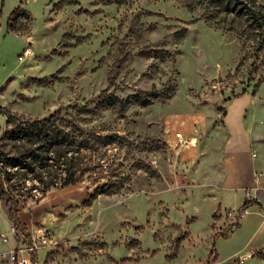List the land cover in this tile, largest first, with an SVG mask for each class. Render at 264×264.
Returning <instances> with one entry per match:
<instances>
[{
    "label": "rangeland",
    "instance_id": "1",
    "mask_svg": "<svg viewBox=\"0 0 264 264\" xmlns=\"http://www.w3.org/2000/svg\"><path fill=\"white\" fill-rule=\"evenodd\" d=\"M77 1L0 0V107L38 119L86 104L85 126L121 135L108 151L120 186L92 200L106 178L44 195L23 179L19 230L0 199V264H32L29 240L36 264L228 263L240 238L225 206L243 199L222 185L223 117L227 100L253 97L244 118L264 163V29L215 0ZM192 113L169 140L166 117ZM251 258L264 264V251Z\"/></svg>",
    "mask_w": 264,
    "mask_h": 264
},
{
    "label": "trees",
    "instance_id": "2",
    "mask_svg": "<svg viewBox=\"0 0 264 264\" xmlns=\"http://www.w3.org/2000/svg\"><path fill=\"white\" fill-rule=\"evenodd\" d=\"M190 2L185 0L186 6L190 7ZM215 2L217 6L222 4L226 9L233 6L239 15L252 19L257 28L264 29V9L256 6V0ZM19 11L24 13L16 8L12 14ZM86 106H72L71 108L77 109V115L64 114L63 109L59 108L49 116L38 119L20 118L0 107V114L6 117V131L0 138V199L6 198L8 217L15 231L24 224L17 215L20 201L17 197H24L27 193L25 187L21 186L23 179L37 182L40 187L34 188H39L42 195L50 188L76 184L86 175L93 182H97V178L107 179L97 186L90 199L93 200L99 194L110 195L117 192L120 186V162L112 158L108 151L113 145L121 146V135L116 132L101 133V130L85 126L89 120L80 114L85 113L83 108H87ZM255 204H258L256 200L245 198L241 208L247 209ZM231 225V229L238 227L239 221ZM28 244L30 261L36 264V249L31 246L30 240ZM263 251L264 248L259 250ZM211 254H214L213 248L210 250ZM216 256L215 254L214 258ZM126 260L124 258L119 262Z\"/></svg>",
    "mask_w": 264,
    "mask_h": 264
},
{
    "label": "crops",
    "instance_id": "3",
    "mask_svg": "<svg viewBox=\"0 0 264 264\" xmlns=\"http://www.w3.org/2000/svg\"><path fill=\"white\" fill-rule=\"evenodd\" d=\"M252 102L253 97L248 93L227 100L223 117L226 130L221 150L223 188L229 191L240 190L243 200L239 207L245 200L246 189H251L250 198L247 199H254L258 203L247 209L239 220V226L233 229L232 235L240 238V245L227 256L228 263L226 264H232L237 256H245L246 261L242 264H254L251 258L252 253L264 248V163H255L257 157V153L253 150L255 136L244 118ZM200 119L201 115L198 113L167 116L165 124L169 140L175 134L179 136L180 132H187ZM184 146L182 158L188 160L193 148L190 144ZM253 152L256 153L255 156L252 155ZM239 207L225 206V210H236ZM217 256L216 259L219 258ZM220 261L216 260L215 264H219Z\"/></svg>",
    "mask_w": 264,
    "mask_h": 264
},
{
    "label": "built area",
    "instance_id": "4",
    "mask_svg": "<svg viewBox=\"0 0 264 264\" xmlns=\"http://www.w3.org/2000/svg\"><path fill=\"white\" fill-rule=\"evenodd\" d=\"M23 54L25 56L31 55L32 49L30 47L25 48V50L23 51ZM252 155L255 156L256 153L253 152ZM250 194H251V189H246L245 198H250ZM247 209H242L241 207H239L236 210L229 209V210H227V217L230 219L231 223H235V222L239 221L244 216ZM244 259H245V256H237L234 261H239L242 264L244 262Z\"/></svg>",
    "mask_w": 264,
    "mask_h": 264
},
{
    "label": "water",
    "instance_id": "5",
    "mask_svg": "<svg viewBox=\"0 0 264 264\" xmlns=\"http://www.w3.org/2000/svg\"><path fill=\"white\" fill-rule=\"evenodd\" d=\"M220 78V77H219Z\"/></svg>",
    "mask_w": 264,
    "mask_h": 264
}]
</instances>
